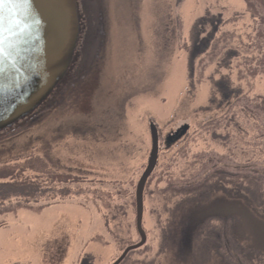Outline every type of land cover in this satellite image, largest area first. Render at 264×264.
I'll return each instance as SVG.
<instances>
[{
    "label": "flooded vegetation",
    "instance_id": "flooded-vegetation-1",
    "mask_svg": "<svg viewBox=\"0 0 264 264\" xmlns=\"http://www.w3.org/2000/svg\"><path fill=\"white\" fill-rule=\"evenodd\" d=\"M126 1L129 23L112 30L104 20L89 23V13H101L99 0H79L85 25L70 79L29 119L0 134V185L16 191L9 195L0 190V264H115L141 239L136 214L130 226H116L120 213L117 207L106 212L102 196L129 191L130 204L136 208V188L151 150V125L159 137L154 172L167 177L171 163L181 162L177 149L188 137L215 136L220 125L235 129L233 112L245 111L236 101L254 91L258 78L250 76L252 67L245 64L248 57L242 43L237 66H232L237 56L231 57L234 53H228V47L224 52L229 55L211 56L213 49H208L214 36L210 34L219 27L205 25L206 16L193 30V48L186 53L179 44L175 19L173 27H142L137 19L145 7L149 13L148 4L152 10V0H140L137 8L134 0ZM174 12L171 4L168 15ZM156 35L160 45L149 40ZM116 38L122 40L120 46L113 43ZM92 41L97 44L91 47ZM253 44L247 45L249 51L256 50L260 57ZM94 53L97 59L91 58ZM102 54L94 113L67 115L72 93ZM115 55L127 61L121 71L112 67ZM179 59L190 68L187 90L193 89V108L187 100L186 106H173L167 116L150 115L151 93L155 95L157 85L158 90L165 88L169 65ZM212 64L214 71L209 68ZM191 114L193 122L187 118ZM236 155L241 157L243 151ZM193 157V168L181 170L178 181L158 186L160 210H154V198L148 195L153 175L149 179L143 195L146 241L121 264H264V176L252 175L257 190L251 196L245 188L244 166L231 163L234 153L219 155L217 163L216 157L194 154V149ZM64 187L78 192L65 193Z\"/></svg>",
    "mask_w": 264,
    "mask_h": 264
},
{
    "label": "rangeland",
    "instance_id": "rangeland-1",
    "mask_svg": "<svg viewBox=\"0 0 264 264\" xmlns=\"http://www.w3.org/2000/svg\"><path fill=\"white\" fill-rule=\"evenodd\" d=\"M253 1H255V6L258 8V11H261L260 3H258L257 0ZM134 4L137 8L140 4V0H136V2L134 0ZM171 4H173L176 15L175 12L174 14L172 13L171 15H168L169 6ZM98 6L99 10L100 8H105L106 11L102 12L100 10L101 13L96 12L95 15L93 13L94 20H97V22L95 21L96 24L98 23V20L100 24H102V20H104V25H110L112 30L118 25H128L127 18H125L128 8L126 0H104L102 2L99 0ZM147 8L149 13L146 12L145 7V9L141 12V16L137 19L139 25H144L142 27L145 28L153 25V27L157 29L159 25L165 26L170 24L173 27V25L175 26L176 21L179 28V35H181V37L178 38L179 44L186 53L191 51L193 48V30H197L199 24L204 22L207 12L211 11L213 14L220 12L224 13L225 17L227 16L226 25L222 28L219 25V32L216 31L215 33L214 31L210 34L214 36L212 40L213 43L210 44L208 49L209 51H212L211 49H213L211 56L216 57L217 59L220 56L224 57L229 55L228 53H234L231 57L237 56V58L234 59L235 63H233L232 66H237V63L239 62L238 57L241 58L238 44L242 43V47H246L245 51L247 57L249 58H246L245 64L251 63L250 66L252 67L250 76H257L258 78L255 80L256 86L254 91L252 93L247 92L246 95L239 97L236 101V105L239 103L240 106H244L245 111L243 113H238L236 109V111L233 112L236 120L235 129L230 127V130H226L224 126L220 125L215 131V136L202 134L198 138L188 137L183 142L182 146L177 149V152L181 153L183 158L180 159L179 157L181 160L179 165H176L177 162L175 161L171 163V167H169L171 169L170 175L165 177L161 171L156 173L154 172L155 174H153L147 189L148 195L154 198V210H160L161 205L159 200L162 195L158 186L168 181H170V183L178 181V176L181 173V170L184 171L189 168H193L192 164H190L191 160L195 158L193 157V149L194 154L201 153L216 157L213 159L214 163L218 162L219 155L223 156L227 154V152H229V154L234 153L235 157H233L234 160L231 163L234 164V166H244V176H246V192L247 194L253 196L257 190V182L252 178V175L258 174L264 176V134L262 135L260 132V129L262 131L264 129V19L262 18V15L258 14V16H245L243 12H247V10L245 7H242L241 0H152V10L149 4ZM153 15L160 18L159 21H154ZM209 19L210 18L204 22L207 26H218L216 24L211 25L207 23ZM137 20H135V22ZM101 33L105 34L102 31ZM114 34L115 33L112 31L113 36H115ZM120 34L124 35L125 33L120 31ZM224 37H226L225 44H223L225 40ZM251 39L254 43L257 42L258 49L261 54L260 57L256 56V50L252 49V52L249 51L250 46L247 45L251 42ZM149 40L154 41L155 45L161 44V39L158 35H156L155 38H150ZM105 41V43L109 42L107 39ZM121 41L122 40L117 39L116 43L118 46L123 43ZM96 44L97 42L95 41L91 42V45L93 46ZM226 47L230 49L228 53L224 52V48ZM236 51H238V54ZM94 57L97 59L95 53L91 54V58ZM156 58L161 59L159 56H156ZM125 62H127L126 59L121 57L119 58V55H115L112 67L114 69L117 67V70L121 71L126 66ZM255 64L258 65L257 68L254 67ZM169 66L170 73H166L167 79L164 81L165 88L161 87L160 90H158L157 85L153 90L155 95L151 93V96L149 97L148 106L150 115L155 114L157 116H167V111H170L173 106L180 104L186 106L187 100H190V105L193 108V89L191 88L190 90H187L190 84V80L188 81L190 74L189 65H185L184 59H179L175 64ZM209 68H213L214 71L215 65L212 64ZM156 97H158V99H156ZM220 98L221 97L219 96L217 99L219 104L222 103ZM103 103L110 104L111 102L103 100ZM201 104L203 106L206 105L204 93L201 94ZM217 114L220 115L221 113L218 112ZM242 114H244V117L241 119L240 116ZM187 118L193 122V114L187 116ZM240 128L244 130L243 137L240 134ZM228 132L229 135L227 136ZM227 147L229 148V151H227ZM123 149L125 150V146H123ZM241 151H243V155L241 157L237 156L236 153L241 154ZM76 187L80 188V186ZM67 191H71L76 194L78 192V190H70V187H64L63 192L66 193ZM102 197L104 201L103 209L106 212L116 210L115 207H117V210L120 213L119 219H117L115 224L116 226L120 227L123 223L126 226H130L129 223L134 222V213L136 214V208L134 209V207L130 204L131 193L129 191H124L123 193H119V195L117 193L112 194L109 192L107 193V196ZM155 237L156 236H153L152 238ZM122 249L123 247L121 246L120 252ZM88 255H90V251H88ZM118 255L119 253L117 252V255L113 257V259ZM104 256L106 257V255Z\"/></svg>",
    "mask_w": 264,
    "mask_h": 264
},
{
    "label": "water",
    "instance_id": "water-1",
    "mask_svg": "<svg viewBox=\"0 0 264 264\" xmlns=\"http://www.w3.org/2000/svg\"><path fill=\"white\" fill-rule=\"evenodd\" d=\"M100 10L106 11L105 8ZM0 14L4 21V31L0 35L3 41L0 54L1 134L29 119L70 79L79 58L77 50L85 19L78 0H19L5 4ZM99 58L93 66H88L87 76L72 93L67 115L94 113L104 54ZM158 153L159 137L155 126L151 125L148 164L136 188V226L141 241L126 249L115 264H121L130 252L145 244L143 195L158 166Z\"/></svg>",
    "mask_w": 264,
    "mask_h": 264
},
{
    "label": "trees",
    "instance_id": "trees-1",
    "mask_svg": "<svg viewBox=\"0 0 264 264\" xmlns=\"http://www.w3.org/2000/svg\"><path fill=\"white\" fill-rule=\"evenodd\" d=\"M241 2H242V7H245V9L247 10V12H243L245 14V16L246 15L258 16V14H261L262 18L264 19V4L260 0H257V2L260 3V5H261V11H258V8L255 6L256 3L253 0H241ZM210 14H211V16H210ZM206 15H207V17L210 18L207 23H209L211 25L216 24V25H218V27L220 25V27L222 28L227 23V16L225 17L224 13H222V12L217 13V14H213V12L209 11V12H207ZM205 25H206V23H205ZM263 26H264V21H263ZM219 30H220V28H217L216 31L219 32ZM251 42L254 43V41L252 39H251ZM263 43H264V40H263ZM253 45L258 47L257 42H255ZM260 56H261V54H260ZM260 132L263 135L264 129H263V131L260 129ZM13 188L14 187H10L7 185H0V190H2V191L7 190L9 192V195L15 194L16 191H11ZM5 198H7V196H5Z\"/></svg>",
    "mask_w": 264,
    "mask_h": 264
},
{
    "label": "snow or ice",
    "instance_id": "snow-or-ice-1",
    "mask_svg": "<svg viewBox=\"0 0 264 264\" xmlns=\"http://www.w3.org/2000/svg\"><path fill=\"white\" fill-rule=\"evenodd\" d=\"M16 2H19V0H0V10L3 9V6L5 4H12V3H16ZM17 27H19V25H17ZM3 31H4V21H3L2 14H0V35L3 34ZM2 43H3V41L0 40V54L3 53Z\"/></svg>",
    "mask_w": 264,
    "mask_h": 264
},
{
    "label": "bare ground",
    "instance_id": "bare-ground-1",
    "mask_svg": "<svg viewBox=\"0 0 264 264\" xmlns=\"http://www.w3.org/2000/svg\"><path fill=\"white\" fill-rule=\"evenodd\" d=\"M89 19H90L89 23H90L91 25H94V24H95V21H94V15H92L91 13H89ZM116 41H117V38H116V40L113 41V43H115ZM91 47H92V45H91ZM111 49H112V51H113V50H114V47H112Z\"/></svg>",
    "mask_w": 264,
    "mask_h": 264
}]
</instances>
